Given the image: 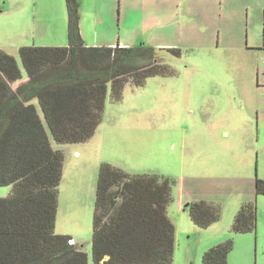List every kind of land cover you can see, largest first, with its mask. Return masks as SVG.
<instances>
[{"label": "rangeland", "instance_id": "obj_1", "mask_svg": "<svg viewBox=\"0 0 264 264\" xmlns=\"http://www.w3.org/2000/svg\"><path fill=\"white\" fill-rule=\"evenodd\" d=\"M79 1L90 38L96 20L103 37L115 33L114 45L121 37L128 47L145 43L183 54L164 57L174 75L150 77L141 87L128 82L118 101L110 85L89 141L60 144L50 135L65 157L56 234L77 232L76 244L95 264L97 187L108 163L170 180L171 264H203L206 252L228 241V264H264V194L255 184L264 180V99L257 83L264 69V0ZM68 45L66 0H0V50L17 59L24 76L21 47ZM12 189L0 186V198ZM193 202L218 205L220 219L200 227L187 207ZM250 202L257 206L256 231L233 233Z\"/></svg>", "mask_w": 264, "mask_h": 264}, {"label": "trees", "instance_id": "obj_2", "mask_svg": "<svg viewBox=\"0 0 264 264\" xmlns=\"http://www.w3.org/2000/svg\"><path fill=\"white\" fill-rule=\"evenodd\" d=\"M66 47H21L28 76L21 83L17 59L0 50V186H12L0 198V264H89L83 246L55 232L65 157L52 147L89 141L102 121L108 88L118 101L128 82L143 86L154 76L175 70L164 57H182L180 48L88 47L81 32V3L66 0ZM37 102V105L34 103ZM264 194V180H256ZM171 183L157 175H131L108 163L100 168L93 219L95 264H171L175 225L167 213ZM194 222L208 227L220 219V207L208 202L187 206ZM257 228V206L245 203L233 233ZM233 242L220 244L203 264H228Z\"/></svg>", "mask_w": 264, "mask_h": 264}, {"label": "crops", "instance_id": "obj_3", "mask_svg": "<svg viewBox=\"0 0 264 264\" xmlns=\"http://www.w3.org/2000/svg\"><path fill=\"white\" fill-rule=\"evenodd\" d=\"M81 15H82V13H81ZM80 26H81L82 37L84 39L85 45L88 46V47H103V46H105V47H112L113 46L114 47V46H117V45H120L121 47H128V46H126L128 44L126 42H124L123 40H121V37L119 38V43L117 45H114V41H115L114 40V35H115V33L113 31H111L110 37H108V35L103 37L99 33L98 22L96 20L94 22L95 31H94L93 35L91 36V38L89 37L88 30H87V27L85 25V22L84 21L82 22V16H81ZM106 34H108V33H106ZM26 76H27V74L25 76L23 74L22 82L21 83H14V84H12V87L16 88L18 85H20L22 83H25L28 80V76L27 77ZM257 80H258V77H257ZM257 83H258V81H257ZM34 103L37 105V107H38V109L40 111L38 103L37 102H34ZM225 134H227V133H225ZM76 155H79V153L76 152ZM257 178H256V180H257ZM255 184H256V181H255ZM58 235L70 236L72 238V240H74L76 243H78L77 242L78 240L76 241V237L78 236L77 232L65 231V232L59 233ZM77 245H79V244H77Z\"/></svg>", "mask_w": 264, "mask_h": 264}, {"label": "built area", "instance_id": "obj_4", "mask_svg": "<svg viewBox=\"0 0 264 264\" xmlns=\"http://www.w3.org/2000/svg\"><path fill=\"white\" fill-rule=\"evenodd\" d=\"M257 81H258V86L260 87V89L263 93V99H264V69L261 73L258 74V80ZM70 244L76 245V242L74 240H70Z\"/></svg>", "mask_w": 264, "mask_h": 264}]
</instances>
